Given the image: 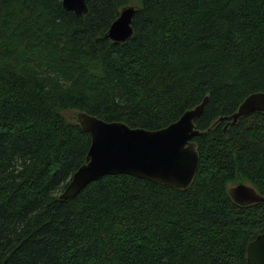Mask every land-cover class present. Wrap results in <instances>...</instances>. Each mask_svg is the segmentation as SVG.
Masks as SVG:
<instances>
[{
	"label": "trees",
	"instance_id": "1",
	"mask_svg": "<svg viewBox=\"0 0 264 264\" xmlns=\"http://www.w3.org/2000/svg\"><path fill=\"white\" fill-rule=\"evenodd\" d=\"M61 1L0 0V264H248L264 202L228 189L264 197V111L224 126L264 93V0ZM133 1L132 35L106 38ZM206 96L188 188L116 174L59 197L90 145L67 112L155 130Z\"/></svg>",
	"mask_w": 264,
	"mask_h": 264
},
{
	"label": "water",
	"instance_id": "2",
	"mask_svg": "<svg viewBox=\"0 0 264 264\" xmlns=\"http://www.w3.org/2000/svg\"><path fill=\"white\" fill-rule=\"evenodd\" d=\"M61 3L65 10L77 16L88 11L85 0H62ZM135 8L129 4L119 11L105 34L106 38L124 42L132 35ZM206 102L207 96L175 121L155 130L130 127L122 121H106L78 112L75 119L90 135V145L85 161L71 175L59 197H73L87 184L116 174L132 175L175 189L188 188L199 164V153L192 138L206 133V130L196 128L195 119L202 114ZM259 111H264V93L253 92L227 117L224 128L242 116ZM228 192L232 200L241 205L264 202V197L245 182L231 186ZM245 258L248 264H264V230L247 243Z\"/></svg>",
	"mask_w": 264,
	"mask_h": 264
},
{
	"label": "rangeland",
	"instance_id": "3",
	"mask_svg": "<svg viewBox=\"0 0 264 264\" xmlns=\"http://www.w3.org/2000/svg\"><path fill=\"white\" fill-rule=\"evenodd\" d=\"M131 5H135V2L133 1V2H131L130 3ZM77 114H75V116H76ZM66 116L68 117V119H70V120H74L75 119V116L73 115V113H71V112H67L66 113ZM245 183H247V184H249L248 182H245ZM237 184V183H236ZM235 184H233V183H231L230 185H229V187H231V186H234Z\"/></svg>",
	"mask_w": 264,
	"mask_h": 264
}]
</instances>
